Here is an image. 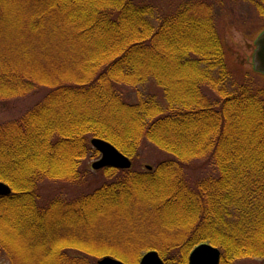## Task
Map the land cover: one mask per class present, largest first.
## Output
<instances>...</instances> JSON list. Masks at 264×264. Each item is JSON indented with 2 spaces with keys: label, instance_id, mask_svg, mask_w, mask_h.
Listing matches in <instances>:
<instances>
[{
  "label": "trees",
  "instance_id": "trees-1",
  "mask_svg": "<svg viewBox=\"0 0 264 264\" xmlns=\"http://www.w3.org/2000/svg\"><path fill=\"white\" fill-rule=\"evenodd\" d=\"M43 1L0 0V101L48 91L0 123V264H138L150 249L188 264L203 242L221 264L264 259V86L229 58L217 10L230 0ZM149 81L161 99L123 98ZM93 138L133 162L145 143L173 160L104 168L92 191L40 208L39 182L87 180ZM195 159L217 175L192 187Z\"/></svg>",
  "mask_w": 264,
  "mask_h": 264
},
{
  "label": "rangeland",
  "instance_id": "rangeland-1",
  "mask_svg": "<svg viewBox=\"0 0 264 264\" xmlns=\"http://www.w3.org/2000/svg\"><path fill=\"white\" fill-rule=\"evenodd\" d=\"M164 1H166L164 3L173 2V0ZM43 2L45 3V0ZM263 3L260 0H257L255 4L248 3L245 0H230L228 2H224L222 10H217V19L219 28L223 34V40L227 52L230 56L229 58L236 66H242L245 69V72L249 71L250 73L252 72L251 74H259L258 76L260 77L258 78L262 81L264 86V75L256 72L253 68V56L256 49L254 41L258 35L264 31V13L263 15H258L255 6L256 4H260L261 6L263 5L262 7L264 11ZM121 91L123 98L130 103L137 101V92H141L143 94L155 93L157 94V97L161 99V92L153 81H149L139 86L138 89L132 88L130 86H123L121 87ZM47 94V90H40L25 97L0 101V123L20 118L22 115L34 108L35 105L38 104V102H40ZM97 159L98 158L91 159L88 157L82 163V166H84L88 171L87 180L83 184L79 185L50 179H45L39 182L37 186L38 206L40 208L46 209L50 207L54 200L73 199L82 193H88L92 191L97 185H99V183L104 180L102 178L104 176L101 172L92 169V163ZM166 160H173V156L160 150L150 143H145L140 149L139 158L134 161L133 164L134 168H137L138 171H141L148 170V166L154 169L155 166L159 164V162ZM193 161L194 162L190 163L187 168L184 167V174L190 181L192 187H194L199 180L209 175H217L216 169L207 161V159H195ZM70 251L71 250L67 252L71 254L77 253ZM144 252L146 251H143L141 256ZM69 253L67 254L69 255ZM175 255L176 254H173V256ZM102 257L103 256L94 259L90 257H81L80 260L88 262L89 264H96V262ZM236 264H264V259H242L237 261Z\"/></svg>",
  "mask_w": 264,
  "mask_h": 264
},
{
  "label": "water",
  "instance_id": "water-1",
  "mask_svg": "<svg viewBox=\"0 0 264 264\" xmlns=\"http://www.w3.org/2000/svg\"><path fill=\"white\" fill-rule=\"evenodd\" d=\"M256 49L253 56V68L256 72L264 75V31H262L254 41ZM92 146L101 154V158L92 163L94 170H100L105 167L119 169H129L132 161L128 156L121 153L111 143L93 138ZM151 169V167H148ZM12 192L10 186L0 181V196L10 195ZM96 264H124L122 261L110 256L100 258ZM139 264H165L160 254L156 250H150L145 253ZM189 264H221V251L209 243H202L196 246L189 255Z\"/></svg>",
  "mask_w": 264,
  "mask_h": 264
}]
</instances>
